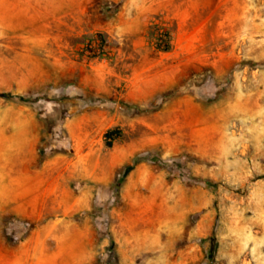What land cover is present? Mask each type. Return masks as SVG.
Listing matches in <instances>:
<instances>
[{
	"label": "rangeland",
	"instance_id": "rangeland-1",
	"mask_svg": "<svg viewBox=\"0 0 264 264\" xmlns=\"http://www.w3.org/2000/svg\"><path fill=\"white\" fill-rule=\"evenodd\" d=\"M0 264H264V0H0Z\"/></svg>",
	"mask_w": 264,
	"mask_h": 264
},
{
	"label": "trees",
	"instance_id": "trees-1",
	"mask_svg": "<svg viewBox=\"0 0 264 264\" xmlns=\"http://www.w3.org/2000/svg\"><path fill=\"white\" fill-rule=\"evenodd\" d=\"M155 45H156V49L159 51H163L166 52L170 49V45H169V39H168V32L166 31H161V30H157L155 33ZM98 46L100 48H102L104 46V41L103 40H98L97 41ZM106 137H110L112 139L115 138L114 136V130H109L106 132L105 134ZM215 248L214 242L212 240V248L209 252V258L212 259V254H213V249Z\"/></svg>",
	"mask_w": 264,
	"mask_h": 264
}]
</instances>
